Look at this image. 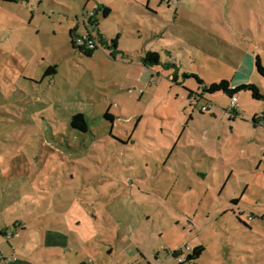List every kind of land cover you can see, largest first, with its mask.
Returning <instances> with one entry per match:
<instances>
[{"label": "rangeland", "instance_id": "obj_1", "mask_svg": "<svg viewBox=\"0 0 264 264\" xmlns=\"http://www.w3.org/2000/svg\"><path fill=\"white\" fill-rule=\"evenodd\" d=\"M146 2L0 0L1 264H264V99L240 91L235 116L228 94L202 88L264 94V0ZM98 3L112 8L101 31L132 61L73 46ZM148 50L159 66L134 65ZM198 245L196 261L172 255Z\"/></svg>", "mask_w": 264, "mask_h": 264}, {"label": "trees", "instance_id": "obj_2", "mask_svg": "<svg viewBox=\"0 0 264 264\" xmlns=\"http://www.w3.org/2000/svg\"><path fill=\"white\" fill-rule=\"evenodd\" d=\"M4 1H16V0H4ZM109 11H110V9L108 7H105L104 14L107 15L109 13ZM94 14H95V11H94ZM93 18H94V15L90 17V19L88 20V23L90 25L97 26V21L93 20ZM89 34H91V33H89ZM76 35H77L76 29L72 28L70 30V36H71V42H72L73 46L78 47L81 52H83L84 54H86L88 56H92L94 54V52L100 47V44L107 45L109 47L116 49L117 42H118V36H117V38H114V39H111L110 41H108L104 35H102L101 33H97L96 35L94 34L93 36L98 41V47H96L95 49H88V48L76 45L75 40H74ZM109 42H110V44H109ZM112 55H114V53H112ZM143 62L146 66H152L154 64H159L160 63V55L158 52H155V51H147L145 56L143 57ZM256 68H257L258 72L262 76H264V65H263L259 56H257V58H256ZM55 72H56L55 66H50L49 69L46 71V74H51V73H55ZM191 75L192 74H186V76H191ZM197 79H198L200 84H204L203 80H201L198 77H197ZM202 88H203V92H209V93H215L218 91H223L226 94H228L230 97H232L235 94H238L242 90L248 89L252 92V95L255 99H264V94L260 91V88L254 83H243V84H240L237 86H232V83L229 80L223 79L219 82H213L209 85L204 84ZM106 116L113 118V116L109 113H106ZM261 118L264 120V114L261 115ZM254 122H259V121L255 118ZM71 125L74 128L79 129L81 131H87L88 130V122H87L85 115L83 113H77V114L73 115V117L71 119ZM236 201L237 200H235V202ZM1 233L3 234V231ZM204 250H205V248L203 245L195 246L192 249V251L187 255L186 259L181 263H185L186 261H196L197 259L200 258V256L204 252ZM181 253H182V250H175L172 252V255L175 257H178L179 255H181Z\"/></svg>", "mask_w": 264, "mask_h": 264}, {"label": "crops", "instance_id": "obj_3", "mask_svg": "<svg viewBox=\"0 0 264 264\" xmlns=\"http://www.w3.org/2000/svg\"><path fill=\"white\" fill-rule=\"evenodd\" d=\"M163 1H166L167 2V4H168V7H170L171 5H173V3L172 2H170L169 0H155V2L156 3H162ZM177 1V4L179 5V4H184V3H186L187 5H189V2H190V0L188 1V0H176ZM196 1V0H195ZM200 1V0H199ZM151 3H152V0H147V2H146V5H147V8H148V11H150V12H154V13H158L157 11H155L154 10V8L151 6ZM158 6L159 5H157V7L155 8L156 10H157V8H158ZM105 7H108L109 9H110V11H109V13L107 14V15H105L104 14V11H105ZM179 10V9H178ZM178 10H177V12H178ZM94 11H95V14H94V18H93V20H96L97 21V26H93V25H90L89 23H88V20L90 19V14H88V16L86 17L85 15H83L84 16V19H85V22H84V28H85V31L82 33V34H86V33H91L92 35H96L97 33H101L102 35H104L105 37H106V39L108 40V41H110L111 40V38H109L108 37V35H106L103 31H101V28H100V19H101V17H103V18H106V17H108L109 16V14L112 12V8L109 6V5H107L106 3H98V5H96L95 6V8H94ZM197 11H194L193 12V14H197L196 13ZM199 15V14H198ZM208 16L209 17H211V18H214V17H218V15H215L214 14V12H212V13H209V14H207V13H205L204 14V16H202V15H200V17H203V18H208ZM179 18V17H178ZM178 18H176V19H178ZM74 28L76 29V34H81L80 32H79V26L78 25H76V26H74ZM94 28H96L97 29V31L95 32V31H93V29ZM198 28H202V30H203V33L205 34L206 32H208L209 34H214L216 37H218V40L220 41L221 39H224L225 40V29H222L223 31H219V29L220 28H204L203 26L202 27H197L195 30H197ZM209 29H211V30H209ZM211 35V36H212ZM118 36V42H117V46H116V49H114V48H112V47H109V46H107V45H102V44H100V46L102 47V46H106L109 50H112L113 49V51H111V55H112V53H114V55H112V56H116V54L117 53H119V52H123V54H125V56H127L128 57V59L129 60H131L130 58H129V54L128 53H131L130 52V50H119V38H120V34H118L117 35ZM117 38V37H116ZM109 44H110V42H109ZM148 51H154V50H148ZM147 52V51H146ZM146 52H145V54H146ZM155 52H158V51H155ZM159 53V52H158ZM145 54H141L140 56H139V62H140V64H134V65H136V66H141V67H143V68H145V70H146V68L147 67H158L159 66V64L162 62V56L160 55V63L159 64H154V65H152V66H146L145 64H144V62H143V57L145 56ZM131 55V54H130ZM173 57H171L170 59H172ZM257 58V57H256ZM132 61V60H131ZM130 65H133L132 63H129ZM171 64V63H170ZM255 64H256V60H255ZM185 75L187 74V73H184ZM192 74H194V73H192ZM176 76H178L177 74H176ZM227 80V79H226ZM229 81H231V80H229ZM231 83H232V86H237L236 84H233V82L231 81ZM239 85V84H238ZM237 108V107H236ZM235 112H234V115L236 116V115H238L239 113H242L243 112V110L241 109V108H239V109H235L234 110ZM261 114H264V113H261ZM260 114V115H261ZM256 116H258V114H255V116H253L254 117V119L256 118ZM253 119V120H254ZM257 123V122H256ZM2 232V231H1ZM4 233V232H3ZM82 237V236H81ZM87 238V237H86ZM86 238H84V237H82V239L81 240H75L74 239V241H73V243H78V244H84V242H85V240H86ZM53 240L55 241V242H58V243H60L61 245H64L65 247H70V241H69V239H67L66 237H63V238H60V237H57V236H53ZM75 247V246H74ZM73 249H71V251H72ZM60 258H61V256H59ZM6 264H27L28 262L27 261H21L20 259H16V258H14L13 260L11 259V258H6ZM93 264V262H92V260H91V258H90V261H88L87 263L86 262H83V263H81V264Z\"/></svg>", "mask_w": 264, "mask_h": 264}, {"label": "built area", "instance_id": "obj_4", "mask_svg": "<svg viewBox=\"0 0 264 264\" xmlns=\"http://www.w3.org/2000/svg\"><path fill=\"white\" fill-rule=\"evenodd\" d=\"M169 1L172 2L175 5L177 4L176 0H169ZM89 14H90V17L93 16L94 15V10L91 13H89ZM74 40H75V43H76L77 46L85 47V48H88V49H95L96 47H98L97 39L93 35H91L89 33L77 34L75 36ZM237 104H238V95L235 94V95H233L231 97L229 110L230 111H234L236 109V107H237ZM211 107H212V104L205 105V106L202 107V111H204V112L208 111V110L211 109ZM259 119L264 122V120L261 118V116H259ZM187 248L189 249V247H187ZM178 257H179L180 262H183L186 259V258H184V251H182L181 255H179ZM0 264H1V262H0Z\"/></svg>", "mask_w": 264, "mask_h": 264}]
</instances>
